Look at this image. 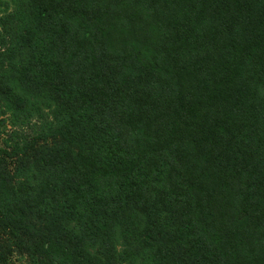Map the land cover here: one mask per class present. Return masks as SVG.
<instances>
[{"label": "trees", "instance_id": "16d2710c", "mask_svg": "<svg viewBox=\"0 0 264 264\" xmlns=\"http://www.w3.org/2000/svg\"><path fill=\"white\" fill-rule=\"evenodd\" d=\"M22 9L0 102L52 108L0 149V264H264V0Z\"/></svg>", "mask_w": 264, "mask_h": 264}, {"label": "rangeland", "instance_id": "374dc122", "mask_svg": "<svg viewBox=\"0 0 264 264\" xmlns=\"http://www.w3.org/2000/svg\"><path fill=\"white\" fill-rule=\"evenodd\" d=\"M27 0H0V53L7 48L10 43V35L19 26L20 15L23 5ZM14 16V18H13ZM16 16V17H15ZM9 35V36H8ZM19 53L15 55L14 62H18ZM7 65V64H5ZM7 69V68H6ZM14 92L21 93L18 88H13ZM37 110L29 108L30 114L14 112L5 103L0 102V149L10 152L15 144L20 147L25 139L35 137L40 133L41 128L50 122L52 104L40 99H30ZM49 105V106H48ZM39 109V111H38ZM9 159V158H8ZM117 250L121 251V241L116 240ZM139 261V260H138ZM9 264H26L23 257L14 253Z\"/></svg>", "mask_w": 264, "mask_h": 264}]
</instances>
